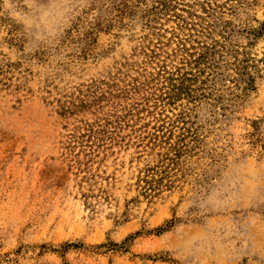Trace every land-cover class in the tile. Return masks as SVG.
<instances>
[{"label":"rangeland","instance_id":"obj_1","mask_svg":"<svg viewBox=\"0 0 264 264\" xmlns=\"http://www.w3.org/2000/svg\"><path fill=\"white\" fill-rule=\"evenodd\" d=\"M0 264H264V0H0Z\"/></svg>","mask_w":264,"mask_h":264}]
</instances>
